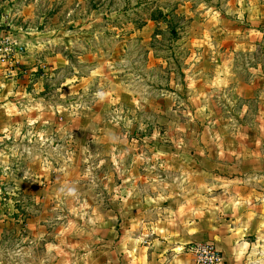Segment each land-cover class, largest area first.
<instances>
[{
  "label": "rangeland",
  "instance_id": "374dc122",
  "mask_svg": "<svg viewBox=\"0 0 264 264\" xmlns=\"http://www.w3.org/2000/svg\"><path fill=\"white\" fill-rule=\"evenodd\" d=\"M158 9L172 12L166 20L174 32L164 17L152 20ZM262 16L264 0H0V46L9 38L25 48L11 71L0 60V99L41 100L40 112L47 114L38 124L21 118L14 124L33 130L28 141L0 144V264L84 262L93 222L91 208L75 195L92 185L106 197L128 185L123 179L136 166L141 173L156 164L163 169L165 122L153 117L164 111L157 108H164L161 98L173 82L185 100L189 74L206 55L215 61L221 33L251 29ZM131 21L146 24L137 29ZM105 98L111 103L97 104ZM98 106L107 109L106 123L121 131L117 151L106 156L111 169H103L100 157L91 159L72 170L70 181L78 184H70L65 161L85 145L75 136L76 118L101 111ZM5 112L0 106V123ZM107 173L115 183L102 180ZM53 182L60 187L55 200L43 201ZM139 188L144 193L145 186ZM9 208L18 215L3 217Z\"/></svg>",
  "mask_w": 264,
  "mask_h": 264
},
{
  "label": "crops",
  "instance_id": "0c3cea01",
  "mask_svg": "<svg viewBox=\"0 0 264 264\" xmlns=\"http://www.w3.org/2000/svg\"><path fill=\"white\" fill-rule=\"evenodd\" d=\"M253 25L243 32L221 33L212 52L215 61L206 55L194 75L189 74L193 78L185 87V100L173 82L161 98L164 108H157L164 111L153 117L157 124L159 119L165 122V145L159 152L163 169L156 164L149 168L154 171L141 173L136 166L123 179L128 185L112 193L108 189L106 197L92 185L75 195L91 208L93 222L85 242L89 253L81 263L192 264L189 247L214 242L226 264H264V16ZM22 98L0 99L7 110L0 123L5 148L15 138L29 140L31 128L14 127L22 122L19 118L35 124L46 119L41 100L27 103ZM99 109L76 118L80 126L75 136L85 145L65 161L70 184H78L70 181L72 170L91 159L100 157L107 165L103 169H111L113 161L106 156L117 151L121 131L106 123L107 109ZM106 175L102 180L113 183L112 175ZM54 185L43 201L55 200L60 187ZM139 185L145 186L144 193ZM4 208L0 203V210ZM9 212L3 217L18 215V210Z\"/></svg>",
  "mask_w": 264,
  "mask_h": 264
},
{
  "label": "built area",
  "instance_id": "2783aa9c",
  "mask_svg": "<svg viewBox=\"0 0 264 264\" xmlns=\"http://www.w3.org/2000/svg\"><path fill=\"white\" fill-rule=\"evenodd\" d=\"M24 53L25 48L13 40L6 38L1 41L0 60L10 65V71L18 65L17 57ZM189 251L193 256L192 264H226L222 250L214 242L195 243Z\"/></svg>",
  "mask_w": 264,
  "mask_h": 264
},
{
  "label": "trees",
  "instance_id": "16d2710c",
  "mask_svg": "<svg viewBox=\"0 0 264 264\" xmlns=\"http://www.w3.org/2000/svg\"><path fill=\"white\" fill-rule=\"evenodd\" d=\"M156 14H158V17H156L154 15L150 16V17H152V20H155V21H158L159 22V20L162 19L160 17H164V19H165L164 21L167 22V24L169 25V28H171L173 32L175 31L174 30V27L175 26L173 24V21L170 20V19L169 20H166L172 14V12H170L169 14H164L163 12H161V10L158 9L157 12H156ZM131 23H134V25L136 26L137 29H141L146 24V21H142V22H137V21L136 22H132L131 21Z\"/></svg>",
  "mask_w": 264,
  "mask_h": 264
}]
</instances>
